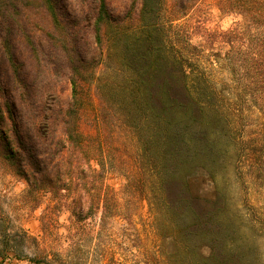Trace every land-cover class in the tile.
Returning <instances> with one entry per match:
<instances>
[{"label":"trees","instance_id":"1","mask_svg":"<svg viewBox=\"0 0 264 264\" xmlns=\"http://www.w3.org/2000/svg\"><path fill=\"white\" fill-rule=\"evenodd\" d=\"M63 1L0 0L13 127L0 163L26 181V204L54 202L40 239L0 207V256L54 263L63 207L78 229L96 220L97 264L114 261L102 237L114 219L140 250L133 264H264V0ZM211 6L236 20L210 26Z\"/></svg>","mask_w":264,"mask_h":264},{"label":"rangeland","instance_id":"2","mask_svg":"<svg viewBox=\"0 0 264 264\" xmlns=\"http://www.w3.org/2000/svg\"><path fill=\"white\" fill-rule=\"evenodd\" d=\"M63 4H65L72 12H78L80 10L79 0H64ZM26 9L27 10L21 11V15L24 14V16H26L27 13H29V16L32 17V21L35 22L34 28L38 32L37 34L46 37V34L42 33V30L46 25L44 15L41 14L40 11L35 14L32 13L29 8ZM207 19L210 26L227 29L236 20V17L234 15L222 14L215 7L211 6L209 8ZM1 52L2 50L0 47V86L2 87L3 84L4 88H7L5 81L8 77V69H10V65L4 62L5 59L1 56ZM64 79L65 78L62 75H58L54 78L57 85H61L63 88L61 96L63 107L67 104L70 98V86L68 83L64 82ZM4 97L5 96L2 95L1 91L0 131H6L7 134L12 132L13 127L11 126V121L8 115V109L11 108V103H6V98ZM3 142L4 138L3 135H1V144H3ZM106 182L118 189L121 186L123 179L117 173L112 172L109 174ZM26 187V181L14 172L12 166H6L0 163V207L7 212L9 220L11 221L10 224L21 225L28 231V234L31 236H37L40 239L43 237V233L41 231L39 216L47 205L52 206L54 202L50 203L49 199L44 197L41 199L40 205L36 209H33L36 203H38V200L26 204L21 197ZM194 187L200 194L207 193L208 191V189L204 187V183H197ZM58 208L59 212H56L54 216V233L53 235H50L51 237H48V239L53 238V240H50L52 241V248L58 250L59 258L52 264H97L94 262L93 256V247L95 245L93 233L97 229L96 220L92 217L87 220L84 228L78 229L74 224V217L71 216L70 211L63 207ZM139 213V215L137 214L133 218L138 223L137 227L141 228L143 220H147L146 209L143 208L141 211L139 210ZM18 235L19 234L16 232L10 233L11 238ZM102 237L105 245L109 246V250L113 253L114 257V261H108V264H133L136 259L133 257V254L138 256V253H140L137 246L130 248V242L125 241L122 222L120 220H109L105 229L102 231ZM148 243L149 246H152L154 243L152 236H150ZM30 249H32V247L28 248V250ZM30 257V255L14 257L13 254H8L4 258L0 256V264H35Z\"/></svg>","mask_w":264,"mask_h":264}]
</instances>
